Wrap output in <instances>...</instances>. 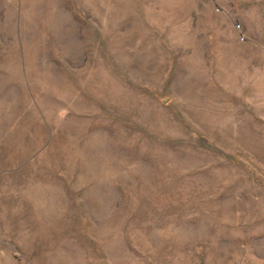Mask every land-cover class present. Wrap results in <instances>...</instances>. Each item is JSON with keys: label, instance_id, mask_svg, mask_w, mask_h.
<instances>
[{"label": "rangeland", "instance_id": "rangeland-1", "mask_svg": "<svg viewBox=\"0 0 264 264\" xmlns=\"http://www.w3.org/2000/svg\"><path fill=\"white\" fill-rule=\"evenodd\" d=\"M0 264H264V0H0Z\"/></svg>", "mask_w": 264, "mask_h": 264}]
</instances>
